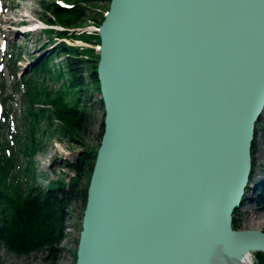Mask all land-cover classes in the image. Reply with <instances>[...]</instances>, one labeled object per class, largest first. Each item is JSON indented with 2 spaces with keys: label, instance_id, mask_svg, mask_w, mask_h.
<instances>
[{
  "label": "water",
  "instance_id": "water-1",
  "mask_svg": "<svg viewBox=\"0 0 264 264\" xmlns=\"http://www.w3.org/2000/svg\"><path fill=\"white\" fill-rule=\"evenodd\" d=\"M98 33L104 132L76 264L264 251L263 228L233 223L264 112V0H111Z\"/></svg>",
  "mask_w": 264,
  "mask_h": 264
},
{
  "label": "trees",
  "instance_id": "trees-1",
  "mask_svg": "<svg viewBox=\"0 0 264 264\" xmlns=\"http://www.w3.org/2000/svg\"><path fill=\"white\" fill-rule=\"evenodd\" d=\"M105 1L110 3L111 0H43L42 6L47 13L43 19L61 24L65 29L59 30L58 33L66 36L71 28L85 22L89 9L94 4ZM97 10L102 14V18L97 19L95 15L94 18L101 24L104 13H101V8ZM94 34L100 37L98 33ZM91 49L95 50V47ZM61 53L67 56L66 59L61 63L51 64L54 56ZM98 62L99 59L90 56L79 47L62 42L51 48L48 54L43 55L33 65L30 73L20 76L15 72L18 77L15 89L23 88L22 99L25 104L23 117L26 125L25 139L20 141L19 138L18 141L21 143V151L29 157V165L23 169L26 179L20 178L21 169L14 170L18 156L7 139L1 140L6 121L0 120V246L8 252L21 256L42 250L46 255L47 264L55 263L63 250L61 243L65 237L72 203L82 200L84 206L86 205L89 183L83 186L81 175L88 163L94 167L97 153L92 156L89 150H85L77 157L76 162L71 163L73 169L77 171L76 176L69 182L63 178L52 179L47 186L37 180L34 157L44 148L40 131L43 134L57 132L78 141L79 138H85L96 117L95 102L90 91L92 83L100 88ZM88 69L91 71L89 76L85 74ZM49 78L58 81L59 86L50 87L46 83V79ZM1 84L4 89L3 80ZM9 111L6 108L4 114L7 116ZM260 120L253 142L251 180L257 170V138L259 129H262L259 127ZM103 132L104 115L100 130L101 138ZM9 148L12 150L11 154L5 151ZM262 168L264 170V165ZM256 192V200L264 208V183L258 184ZM239 208L235 210L233 219L236 228L242 227ZM255 254L259 264H264V251H254Z\"/></svg>",
  "mask_w": 264,
  "mask_h": 264
},
{
  "label": "rangeland",
  "instance_id": "rangeland-1",
  "mask_svg": "<svg viewBox=\"0 0 264 264\" xmlns=\"http://www.w3.org/2000/svg\"><path fill=\"white\" fill-rule=\"evenodd\" d=\"M42 1L0 0V15L2 17L7 16L11 18L13 16L16 18L14 19L15 22H5L3 19V21H0V85L1 80L4 82V89L0 94V120L5 121L4 119H6L1 140L7 139L16 152L18 162L14 170L21 169L20 178L22 179H26L23 169L29 165V157L20 149V141L24 140L26 136V125L23 117L25 104L22 99L23 88L21 90L15 89V83L18 80L15 72L30 73L32 66L43 55L48 54L51 48L62 42L70 46L79 47L80 50H84L90 56L99 59L100 53L97 44L100 42V37L94 34L97 32H89L84 29L89 25H98L99 23L96 21V18L101 19L102 14L98 13L97 9L101 8L102 13V11H107V6H109L108 1L94 4L89 9L88 17L82 25L72 28L66 36H61L58 33L60 28L49 25L43 19L47 13L42 6ZM94 15L96 18H94ZM19 19L20 21H17ZM91 47H95V50L91 49ZM85 56L88 57V55ZM66 57L64 53L56 54L51 64L61 63ZM89 70L85 71L87 76L91 72ZM46 83L50 87L59 86L58 81L55 79H46ZM90 92L92 93V100L95 102L96 117L90 130L85 134L84 139L79 138L78 141L60 135L57 132L54 134L39 132L40 136L43 137L44 148L34 157L35 171L37 180L45 186L52 179L63 178L66 182H69L72 177L77 175V171L73 169L71 163L76 162L77 157L85 150H89L92 156H95L98 151L101 142L100 130L104 115V105L101 100L100 88L98 89L94 83L91 84ZM5 108L8 111L10 110L7 117L3 114ZM260 119L261 123L259 127L262 129H259L257 138V170L250 182V187L247 191L248 196L239 208L242 228L259 227L264 229V208L256 200L257 189L254 188L255 183L264 182V170L262 168V165H264V112ZM17 135H19L18 138H16ZM19 138L20 141H18ZM5 151L8 154L12 153L10 148L5 149ZM92 171L93 164L88 163L81 175V184L83 186L90 182ZM251 198L254 199L252 200ZM84 210L85 206L82 200L72 203L68 213L65 237L61 243L63 250L58 260L51 264H76ZM45 256L42 250L33 252L30 255L19 256L8 252L0 246V264H47ZM250 259L254 264H259L256 254L252 253Z\"/></svg>",
  "mask_w": 264,
  "mask_h": 264
},
{
  "label": "bare ground",
  "instance_id": "bare-ground-1",
  "mask_svg": "<svg viewBox=\"0 0 264 264\" xmlns=\"http://www.w3.org/2000/svg\"><path fill=\"white\" fill-rule=\"evenodd\" d=\"M4 5V4H3ZM21 12V11H20ZM15 16V15H14ZM4 20L5 22H15V20L14 19H16L15 17H11V18H8L7 16H1L0 15V21L1 20ZM2 20V21H3ZM17 21H20V19L19 20H17ZM22 22V21H21ZM17 23V22H16ZM8 28V27H7ZM29 29H31V27H29ZM6 32H7V30H6ZM96 32V31H95ZM8 34V33H7ZM257 186H258V183H255L254 184V188L255 189H257ZM252 200L254 199V198H251ZM252 253H254V251L253 252H251V253H249L247 256H246V258H245V260H244V264H254V262L250 259V255L252 254Z\"/></svg>",
  "mask_w": 264,
  "mask_h": 264
}]
</instances>
